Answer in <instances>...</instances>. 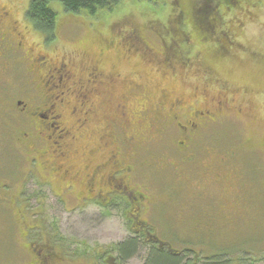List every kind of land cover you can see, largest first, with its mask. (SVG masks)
Returning a JSON list of instances; mask_svg holds the SVG:
<instances>
[{
  "label": "rangeland",
  "instance_id": "rangeland-1",
  "mask_svg": "<svg viewBox=\"0 0 264 264\" xmlns=\"http://www.w3.org/2000/svg\"><path fill=\"white\" fill-rule=\"evenodd\" d=\"M200 1L125 0L114 12L93 19L82 14H67L57 2L53 4L58 14L57 39L52 48L57 54L74 52L80 58L93 61L99 59V41H103L108 49L102 58L103 64L109 65L111 71L114 67L123 76L125 85L129 79L136 81L135 77H139L146 89L154 92L168 89L171 97L182 94L188 99L191 90L197 87H207L214 95L218 88L213 83L218 80L227 87L229 96L236 99L234 106L239 103L247 111L237 114L234 108L205 132L202 140L206 154L202 149L197 150L195 160L185 167L170 150L167 137L162 139L157 133L138 156L139 163L145 165H135L132 185L148 190L153 205L142 218L147 220V228L151 227L158 240L168 243L169 247L180 250L189 246L203 259L223 255L232 258V262L224 264H264V171L260 166L264 165V0H238L233 5L216 0L211 7ZM27 4L28 0H0V8L8 13L3 25L8 29L13 22L18 30L30 32L37 40V33L25 21ZM135 29L138 30L136 35ZM177 34L186 37L184 44L177 42ZM131 35L137 52L125 58L120 48L123 52L133 50L127 46ZM135 38H139V43ZM225 40L243 49L231 46V52L225 56L226 53L217 48L224 45ZM120 42L125 44V49ZM173 50L176 53L168 58L166 54ZM243 50L259 53L261 57L254 59L241 52ZM182 65L190 69L183 70ZM167 67H173L177 79H166L168 74H163V79L160 77L159 71ZM10 71L17 81H27V76L17 66H12ZM201 76L209 79L205 85ZM3 138L0 134V164L9 177L16 178L26 166L15 151L5 148ZM251 146L257 148L250 154L249 161L239 160L240 163L252 162L259 168L260 171L252 172V167L248 166L252 174L249 177L242 170L239 176L231 170L218 184L210 178L211 173L216 172L212 168L210 172L194 171L201 162L213 166L222 153ZM244 156L239 154V157ZM232 164L235 168L236 160ZM238 178L244 182L248 195L241 192V203L223 206L224 197L217 195L225 187L234 188ZM2 180L5 181L4 176ZM25 189L28 192L36 189L34 180ZM0 199L5 197L0 196ZM43 200L46 206L42 215L44 230L47 238L58 236L61 240L57 248L64 257L54 264H100L96 256L102 258L110 254L114 257L112 246L131 236L132 224L126 221L129 207L124 201L116 202L118 207H112L110 214L102 217L94 206L84 212L70 213L62 210L52 196ZM5 204L0 202V264H34L35 259L27 250L28 240L20 237L24 228L10 217ZM36 204L32 200L31 205ZM190 240L193 241L181 243ZM146 251L141 246L135 257L122 264H145ZM193 255L186 253V258Z\"/></svg>",
  "mask_w": 264,
  "mask_h": 264
},
{
  "label": "flooded vegetation",
  "instance_id": "flooded-vegetation-1",
  "mask_svg": "<svg viewBox=\"0 0 264 264\" xmlns=\"http://www.w3.org/2000/svg\"><path fill=\"white\" fill-rule=\"evenodd\" d=\"M7 17L8 13L1 7L0 56L5 58L8 54L20 63L28 82L13 86L10 93L7 92L8 99L0 92V99H6L0 104L6 117L0 119V134L4 135L2 144L5 148L15 151L26 168L18 177L10 178L0 164V196L5 197L0 202L6 203L5 210L10 217L24 228L20 237L28 240L27 250L35 259L34 264H54L64 260L57 248L61 240L58 236L47 238L44 230V197H54L56 204L70 213L97 207L102 217L124 201L129 207L126 221L132 224L131 228L146 230L144 218L153 204L147 189L132 185L135 165H145L137 159L144 152L146 142L157 133L162 139L166 136L179 164L187 167L195 160L197 150L202 149L206 154L202 139L207 130L234 108H237V114L247 111L239 103L234 106L236 99L229 96L227 87L220 80V84L213 83L218 88L216 94L209 92L207 87H197L191 90L188 99L182 94L171 97L169 90L164 88L155 92L146 89L139 77H135L136 81L129 79L125 85L123 76L114 67L111 71L109 65L103 64L102 58L108 52L103 41H99L98 60H86L74 52L57 54L52 48L56 33L51 40L37 34L36 40L30 32L18 30L13 22L12 27L6 29L3 24ZM137 32L135 29V35ZM133 35L127 44L133 50L123 52L120 48V54L125 58L136 55ZM176 36L177 42L185 43L184 35ZM135 41L139 43V38ZM120 43L125 49V44ZM231 46L243 49L230 40L217 48L227 56ZM147 50L153 53L148 47ZM247 50L241 52L254 59L261 57L259 53ZM175 53L173 50L166 56L169 58ZM181 68L190 69L183 65ZM165 70L159 71L162 79L163 74H168L166 79H177L173 67ZM29 77L32 79L28 80ZM205 77H200L204 85L209 80ZM138 107L140 109L136 110ZM255 147L227 151L213 166L201 162L194 171L210 172L212 168L216 172H212L210 178L218 184L231 170L237 176L242 170L249 177L252 174L248 172V166L252 167V172L260 171L259 168L252 162L240 163L239 160L249 161ZM241 153L245 156L239 157ZM235 160L237 165L233 168ZM260 166L263 172L264 165ZM31 180L36 189L28 192L25 186ZM237 181L234 188L225 187L217 195L224 197L223 206L241 203L240 193L247 190L243 188V181L239 178ZM32 200L36 201L35 206L31 205ZM217 217L219 219L221 215ZM103 259L110 261L109 264H117L110 254Z\"/></svg>",
  "mask_w": 264,
  "mask_h": 264
},
{
  "label": "trees",
  "instance_id": "trees-1",
  "mask_svg": "<svg viewBox=\"0 0 264 264\" xmlns=\"http://www.w3.org/2000/svg\"><path fill=\"white\" fill-rule=\"evenodd\" d=\"M125 0H28L25 11V21L30 25L32 30L37 34H41L47 39H53L58 22V14L53 8V4L59 3L65 13L73 15L82 14L89 18H97L106 13L114 12ZM196 3L200 0H194ZM208 7H211L216 0H203ZM227 4H234L238 0H224ZM202 1H200L201 3ZM177 4V1L174 2ZM181 15H185V12ZM206 33V32H204ZM207 37V36H206ZM6 53V52H5ZM6 54L5 58L0 56V92L8 99L7 92L15 85L22 84V81H17L11 76L10 68L17 66L22 70V66L13 58H9ZM5 98L0 99V104ZM3 109L0 106V119H6L3 116ZM131 236L124 242L115 244L111 248V254L114 253L113 259L117 264H122L128 259L136 256V251L141 246H144L146 251L145 264H224L232 262V258L227 255L211 256L203 259L196 254V251L189 246L182 247L180 250H175L169 247L168 243H163L152 233L151 227L146 230L130 229ZM151 235V237L148 236ZM158 240V243L156 242ZM190 241H182L181 243H191ZM116 253V254H115ZM186 253H194L193 257H187ZM224 257H227L225 260ZM100 264H105L102 258L96 256ZM104 261V262H103ZM94 264V263H93ZM96 264V263H95ZM98 264V263H97Z\"/></svg>",
  "mask_w": 264,
  "mask_h": 264
}]
</instances>
